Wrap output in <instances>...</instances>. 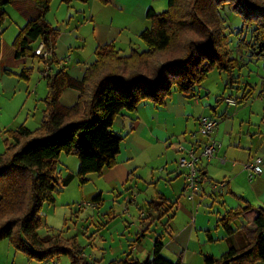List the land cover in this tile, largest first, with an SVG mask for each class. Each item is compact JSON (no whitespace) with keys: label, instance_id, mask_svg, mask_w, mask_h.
Returning a JSON list of instances; mask_svg holds the SVG:
<instances>
[{"label":"crops","instance_id":"1","mask_svg":"<svg viewBox=\"0 0 264 264\" xmlns=\"http://www.w3.org/2000/svg\"><path fill=\"white\" fill-rule=\"evenodd\" d=\"M11 5L17 7L26 25L39 16V11L30 0H17ZM79 8L81 12L79 17L88 20L93 27L95 53L86 60L81 72L78 71L81 66L78 60L83 59L80 55L75 66H70L72 62L70 54L64 59L59 57L62 67L77 80H81L87 69L96 62V51L99 48L113 45L123 56H129L133 50L140 51L142 48L140 35L151 28V22L147 18L149 10L152 9L156 13L164 12L168 8V0H90ZM79 37L78 33L61 36V40L69 47L68 53L79 44L76 40ZM237 38L239 40L242 37ZM83 41L86 43V39H82ZM3 51L4 48L1 46L0 82L6 90L12 91L15 88L17 90L20 82L4 75V66L19 71L27 61L17 60L13 51L12 57L7 59ZM77 54L79 52H76ZM240 58L244 64L248 62L247 57ZM39 63V68L42 69L43 66L40 61ZM238 83L241 84L240 78ZM248 86L250 84H247ZM40 87V85L36 87V95ZM247 87L243 89L230 85L228 88L236 92L229 96L213 98L211 91L200 85L192 96L174 92L162 106L147 102L139 105L135 112H124L113 126L116 132L113 131L124 138L118 163L113 169H106L100 175H89L88 182L89 179L95 182L92 188L81 185L77 176L80 168L79 159L73 155L62 154L58 166L61 178L65 179L70 174L74 177L67 187L59 189L55 195V203L49 205L43 214V225L47 227L48 234L41 236L57 233L65 239L73 237L78 239L77 236L67 235L65 230L55 229L65 226L76 216L78 222L82 221L81 223L85 224L86 234L94 230L90 242L96 240L101 242L99 246L102 247L98 250L100 252H95L92 246H88V249L83 247V255L90 264H109L130 254L132 258L144 261L149 249L145 252L139 251L145 241L146 232L155 223L161 224V220H168L161 224L164 233L158 237L164 244L162 255L174 263L181 261L182 264H205L206 256L217 259L232 245L241 247L244 244L243 228L254 230L253 222L258 214L256 208L264 209V109H255L256 104L263 103L260 99L263 94L261 93L257 99L251 93L246 100L240 99L236 106L226 103L227 98H240L254 90V87L251 90ZM45 94L47 97L48 92ZM38 97L40 99V95ZM79 97V92L67 89L61 97V104L66 108H72L78 103ZM38 107V101L31 104L28 98L21 111V116L26 112L23 124L31 131L40 126L43 117V111L39 118L37 117ZM202 118L219 121L214 138L222 144V148L216 152L212 161L202 160L198 165L203 174L202 191L196 195L193 202H190L184 194L186 171L179 166L181 154L177 150V145L182 143L189 148L194 147L198 153L201 151L208 141L201 131ZM258 159L261 160V173L252 176L244 166ZM156 176H160L155 185L156 190L161 183H165L167 189L170 187L173 191L169 188L162 190V194L156 191L158 192L156 196H148L151 201H148L149 209L145 210L140 207L141 196L131 197L133 193L135 194L132 186L137 180L141 182L144 177L152 178L155 182ZM222 181L229 182L227 192L223 195L213 194L211 185ZM176 190L180 192V198L173 201V192ZM116 191L118 195L111 194ZM99 195L100 199L94 202L93 199ZM156 199L164 204L160 213L151 205L152 202H158ZM236 201L242 205L239 203L236 206ZM206 202L212 203L211 210L218 203L221 205L218 212L211 211L215 216H209L201 211V206ZM86 203L91 205H83ZM248 205L254 206L255 209L240 216L232 224L234 233L220 229L219 221L229 212ZM136 206L140 210L138 218ZM166 211L168 213L165 215ZM120 214L132 222L129 223V226H133L131 230L137 231L135 241L123 244L122 241L117 242L114 239L117 232L119 234L123 232V236L125 233V226L120 223ZM142 235L144 237H141ZM152 254L150 251L148 257L151 258ZM0 264L44 263L29 260L5 240L0 242ZM47 264L71 263L70 260L65 261L60 257Z\"/></svg>","mask_w":264,"mask_h":264},{"label":"trees","instance_id":"2","mask_svg":"<svg viewBox=\"0 0 264 264\" xmlns=\"http://www.w3.org/2000/svg\"><path fill=\"white\" fill-rule=\"evenodd\" d=\"M14 1L17 0H0V23L6 19L4 8ZM30 1L39 16L28 22L15 39V58H39L42 63L35 54L36 49L31 48L33 43L42 41L55 73L47 78L48 94L40 127L31 131L22 125L11 131L13 143H8L7 151L0 156V242L8 240L29 260L44 264L64 256L71 264H90L76 237L65 239L57 233L46 237L39 234L43 207L53 205L59 189L67 187L74 177L70 174L61 178L60 156L78 157L77 176L83 185L89 175H100L117 165L124 138L113 131V126L124 112H135L147 102L162 106L174 92L192 96L215 69L230 78L227 88L239 79L235 72L242 67L243 60L232 57L231 32L228 33L221 13L225 7L240 16L251 30L249 37L238 40L235 51L264 61V0H168L166 11L156 13L151 9L147 14L151 28L140 35L146 50H133L129 56H123L113 45L99 48L96 62L81 80L71 77L57 59L59 31L46 21L53 0ZM31 72L25 69L19 77L29 80ZM6 73L10 74L7 70ZM67 89L80 94L72 108L61 104ZM249 94L236 99L246 100ZM151 205L159 213L164 206L156 201ZM253 209L254 206L248 205L231 211L219 225L234 233L232 224ZM256 209L255 229L242 230L244 244L232 245L219 259L206 256L205 264L264 263V209ZM163 248L158 239L147 262L130 254L109 264H182L165 258Z\"/></svg>","mask_w":264,"mask_h":264},{"label":"rangeland","instance_id":"3","mask_svg":"<svg viewBox=\"0 0 264 264\" xmlns=\"http://www.w3.org/2000/svg\"><path fill=\"white\" fill-rule=\"evenodd\" d=\"M86 3H82L79 0H70L64 1V0H53L51 3V9L49 14L46 17L47 23L57 29L59 31V38L58 42L56 45V56L57 59L59 60L61 57L64 59L65 57H68L70 54L72 56V62L70 63V66L72 65H77V60L79 59L78 55H80L83 59H80V68L78 71L81 72V69L83 68L82 66L86 62V60L91 56L94 55L95 53V48H94V32H93V27H91V23L88 20H84L79 15L81 14L80 12V6H84ZM168 8H166L164 11H166ZM4 11L6 13V19L3 23H0V50L1 46L4 48V55L9 59V57H12V53L14 52L15 56V51L13 48V44L15 39L17 38L18 34L20 31L26 26L25 22L22 19L21 14H19L17 7L15 5H9L4 8ZM162 13V12H161ZM225 21L226 25L228 26V33L231 32L230 35V49L233 51L232 57L234 58H240L241 56H238L239 54L235 51V45L238 42L237 37H242L245 39L246 37H249L251 30L247 29V26L244 24L242 18L236 14H234L228 7H225L221 11ZM88 19V18H87ZM73 33H78L80 36L76 40L79 42V44L72 48V52H69V47L65 45V43L61 40V36L64 34L67 35H73ZM233 33V34H232ZM82 39H86V43L84 41L82 42ZM241 39V38H240ZM42 41H38L36 43H33L31 48L36 49L40 46ZM2 44V45H1ZM141 44V50L144 51L146 50V45L143 43V41H140ZM13 51V52H12ZM76 52H79V54L76 55ZM60 57V58H59ZM247 57L248 62L244 64L242 61V67L238 68L235 72V75L240 78V83H238V79L234 80V83L232 84L233 87H247V84H250V86L247 87L248 90H251L254 87V90L251 92L253 93L255 98H259L260 94L263 92V97L261 96V101L263 103H258L255 105L256 110H262L264 109V61H258L259 63H256V59L249 58ZM21 60H26L27 64H24L22 69L19 71L13 70V68H9L8 66H4V75L10 76L15 78L17 81H19L20 86L16 90H6L2 83L0 82V156L5 154L7 151V144H12L13 140L10 137V132L15 131L18 128H20L22 125H24L26 112L23 113L21 116V111L24 105V102L26 99L29 98L31 104H35L36 101L39 103L38 107V118L42 111L44 112L45 110V99H46V94L48 92V87H47V78L42 76V71L43 68L40 69V59L39 58H25ZM256 61V62H255ZM41 62V61H40ZM60 65H61V61ZM42 64V63H41ZM62 67V65H61ZM7 71L10 72V74L6 73ZM9 69V70H8ZM28 69L31 70V75L29 80H24L19 77V75L22 73L23 70ZM230 78L225 72H221L218 69L213 70L209 75L206 81L202 84V87L205 89H208L212 93V97H218L222 95L229 96L231 93L236 92L234 89L228 88L227 89V84L229 83ZM40 85V90L38 92V95H40V99L38 95H36V87ZM243 91V90H241ZM241 91L238 93L241 94ZM39 99V100H38ZM225 107V106H224ZM32 110V109H31ZM43 118V117H42ZM42 122V120H41ZM41 125V123H40ZM116 129L118 128V123H116ZM40 127V126H39ZM37 127L36 129H38ZM34 129V130H36ZM33 130V131H34ZM115 132L116 130L113 129ZM78 158V157H77ZM179 158V157H178ZM156 169V168H155ZM97 174H91V176H96ZM96 178V177H95ZM160 176H156L155 182H153L152 178H146L140 182L136 181L132 188L135 192L131 197L135 196H141L142 202H140V207L144 208L145 210H148V201L149 200L148 196H156V193L162 194V190H169L167 189V186L165 183H161L157 190L156 186L157 182L159 180ZM90 181L81 184L83 186H87L88 188H92L94 186V183L91 179ZM95 181V180H94ZM140 182V183H139ZM98 184V183H97ZM130 187V186H129ZM148 190V192H147ZM172 190V188H170ZM158 191V192H156ZM173 191V190H172ZM175 191V190H174ZM118 195V191L116 192H111V194ZM174 198L173 201L179 200L180 198V192L176 190L174 193ZM158 201V199H156ZM144 201V202H143ZM147 202L146 204H144ZM160 202V201H158ZM242 205L241 202L236 201V206ZM87 204V203H86ZM211 202H206L201 206V211L207 213L209 216H215L211 211L214 213L218 212V209L221 208V205L218 203L215 208L211 210ZM143 205V206H141ZM49 205H45L42 209V215L45 214L47 211ZM137 210V217L140 215V210H138V206L135 207ZM239 209V208H237ZM236 209V210H237ZM120 223H123L125 226L124 230V236L122 235L123 232H120V234L117 232L116 236L114 239L117 242L122 241V243L127 244L128 241H135L136 240V230L132 231L133 226H129V223L132 224L127 218L124 217L123 214H120ZM207 215V216H208ZM158 216V215H157ZM208 216V217H209ZM76 216L72 219V221H69L68 224L65 226L61 227H56V230H65L67 235H72V236H77L78 241L84 249H88V246H92L94 251L97 252L99 249H101L102 246H99L98 240L93 241L92 243L90 242V236L94 232V230H91L89 234L85 233V224L78 222ZM166 221L168 220H161V224H165ZM159 223H155L153 227L146 232L145 236V241L143 243L142 248H140L139 252H145L147 249H149L148 253L153 252V245L155 241L158 239V237L164 233V230L162 228V225ZM61 225V224H58ZM220 229L224 228L221 226ZM114 229H112L113 231ZM70 233V234H68ZM140 233V230H139ZM40 235H47L48 234V229L45 225L42 226V228L39 230ZM93 244V245H92ZM92 249V248H91ZM91 251V250H90ZM100 252V251H98ZM148 253L146 256H144V259L146 260L148 258ZM65 261H69V258L64 256L62 257ZM219 259V258H217ZM264 264V263H263Z\"/></svg>","mask_w":264,"mask_h":264},{"label":"built area","instance_id":"4","mask_svg":"<svg viewBox=\"0 0 264 264\" xmlns=\"http://www.w3.org/2000/svg\"><path fill=\"white\" fill-rule=\"evenodd\" d=\"M36 56L42 59L43 71L42 76L49 78L54 75L55 71L49 65V52L46 51L44 42L40 44L35 50ZM226 103L231 106H236L238 101L236 98H227ZM200 126L202 133L208 138L207 143L203 146L201 151L198 153L194 147H187L182 143L177 145V150L181 154L179 158V166L183 168L185 173L186 186L184 194L188 201L193 202L196 195L202 191L203 176L198 168V165L202 160L208 162L215 158L216 152L222 148V144L214 138V133L219 126V121L212 118H202L200 120ZM261 160L258 159L254 162H250L244 166L245 170L249 171L252 176L259 175ZM229 182L222 181L211 185L213 194L223 195L227 192ZM85 206L91 204H83Z\"/></svg>","mask_w":264,"mask_h":264},{"label":"water","instance_id":"5","mask_svg":"<svg viewBox=\"0 0 264 264\" xmlns=\"http://www.w3.org/2000/svg\"><path fill=\"white\" fill-rule=\"evenodd\" d=\"M149 260V257L145 260V262H147Z\"/></svg>","mask_w":264,"mask_h":264}]
</instances>
